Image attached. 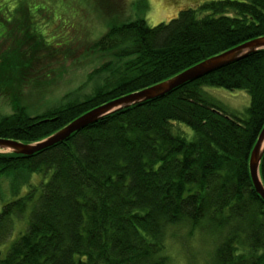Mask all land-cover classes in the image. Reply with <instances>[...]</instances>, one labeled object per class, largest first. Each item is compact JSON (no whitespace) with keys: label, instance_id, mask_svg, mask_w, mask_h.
Instances as JSON below:
<instances>
[{"label":"trees","instance_id":"16d2710c","mask_svg":"<svg viewBox=\"0 0 264 264\" xmlns=\"http://www.w3.org/2000/svg\"><path fill=\"white\" fill-rule=\"evenodd\" d=\"M91 1L112 21L89 46L109 58L93 71L103 81L40 113L0 110V139L41 141L100 105L264 37V0H210L152 27L123 18L125 0ZM32 17L28 34L54 55L56 45L31 31ZM1 32L6 39V26ZM7 50L1 64L33 65V55ZM21 71L12 72L17 86L28 77ZM206 86L244 90L249 105L228 111ZM263 125L261 49L31 155L0 151V244L18 234L0 264H176L168 251L176 228L199 243L203 264H264V201L249 173ZM259 174L264 185V153Z\"/></svg>","mask_w":264,"mask_h":264},{"label":"rangeland","instance_id":"374dc122","mask_svg":"<svg viewBox=\"0 0 264 264\" xmlns=\"http://www.w3.org/2000/svg\"><path fill=\"white\" fill-rule=\"evenodd\" d=\"M207 1L210 0H125L126 10L122 17L127 20L142 18L152 27L168 22L180 9L195 7V4L200 6ZM16 8L19 10L17 21L13 18ZM0 10L6 13L5 23L0 22V34L4 26L8 32L6 39H0V52L10 49L9 52H19L22 57L33 55L34 58L31 67L24 63L16 66L13 58L7 64L0 63V110L13 113L26 107L31 115L40 113L46 107L64 103L62 100L66 96L75 95L79 100L91 95L96 85L103 81L105 75H96L93 71L109 58L91 51L89 46L108 31L112 21L106 20L93 7L91 0H0ZM30 15L33 16L31 31L37 35L38 32L43 33L49 45H56L54 55H48L43 49L44 43L36 42L35 36L28 34ZM20 71L28 77L17 86L12 72ZM91 74L94 75L90 77ZM8 78V81H3ZM204 89L228 111L243 113L249 105V95L244 90L229 91L213 86ZM177 125L186 138L192 137L190 128L184 124ZM24 225L18 223L17 228L22 230ZM175 231V237H168L170 257L176 264H203L199 243L186 240L183 229L176 228ZM17 235L13 232L0 244V255L5 253Z\"/></svg>","mask_w":264,"mask_h":264},{"label":"water","instance_id":"95a60500","mask_svg":"<svg viewBox=\"0 0 264 264\" xmlns=\"http://www.w3.org/2000/svg\"><path fill=\"white\" fill-rule=\"evenodd\" d=\"M264 49V37L250 40L236 47L228 49L218 55L212 56L204 61L182 71L181 73L162 81L158 84L145 88L141 91L131 93L120 98L111 100L100 105L83 115L76 118L67 126L44 138L41 141L33 143H21L18 141L0 139V151L13 152L16 154L31 155L43 148L49 147L55 143L63 141L76 132L103 117L112 114L121 109L128 108L147 100L162 97L173 89L183 85L188 81L195 80L207 73L217 70L227 64L242 59L251 53ZM264 153V125L258 135L257 141L252 149L249 158V173L252 184L257 194L264 201V185L260 179L259 165Z\"/></svg>","mask_w":264,"mask_h":264}]
</instances>
